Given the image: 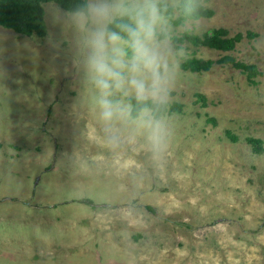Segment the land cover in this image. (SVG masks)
<instances>
[{
	"label": "rangeland",
	"instance_id": "rangeland-1",
	"mask_svg": "<svg viewBox=\"0 0 264 264\" xmlns=\"http://www.w3.org/2000/svg\"><path fill=\"white\" fill-rule=\"evenodd\" d=\"M167 4L181 64L232 56L261 74L181 68L158 158L130 122L109 144L60 5H44L43 37L0 26V264H264V0H202L214 16L183 23ZM219 29L244 40L180 41Z\"/></svg>",
	"mask_w": 264,
	"mask_h": 264
},
{
	"label": "clouds",
	"instance_id": "clouds-1",
	"mask_svg": "<svg viewBox=\"0 0 264 264\" xmlns=\"http://www.w3.org/2000/svg\"><path fill=\"white\" fill-rule=\"evenodd\" d=\"M167 0H75L55 19L72 33L77 66L94 92L110 145L120 125L142 130L153 157L166 150L170 111L186 49L172 43ZM134 138V131L130 134Z\"/></svg>",
	"mask_w": 264,
	"mask_h": 264
},
{
	"label": "trees",
	"instance_id": "trees-1",
	"mask_svg": "<svg viewBox=\"0 0 264 264\" xmlns=\"http://www.w3.org/2000/svg\"><path fill=\"white\" fill-rule=\"evenodd\" d=\"M48 3H57L66 10L75 3V0H0V26L23 36L32 37L36 35L43 37L47 33L44 5ZM182 10L183 16L179 19L178 23H183L187 20L212 18L214 16L212 10L202 5V0H182ZM171 13L172 10L168 9V15ZM247 36L254 38L256 35L248 33ZM185 40L192 42L196 46L202 45L216 51L232 52L244 40V35L238 33L233 37H229L228 31L219 29L215 30L213 34H204L202 37L185 33L180 41L183 42ZM218 64L231 65L236 70L241 71L247 76V80L251 85L257 86L259 83L257 78L261 73L257 67L238 61L232 56H224L217 61L189 58L181 64V68L191 73H203L211 71ZM182 108L181 104L175 103L171 106L170 111L163 115L175 112L180 113L182 112ZM230 138H232V135H230ZM252 143L261 144V147L258 146L255 150L262 151L264 142L253 140ZM85 203L90 205L92 201L88 200Z\"/></svg>",
	"mask_w": 264,
	"mask_h": 264
}]
</instances>
